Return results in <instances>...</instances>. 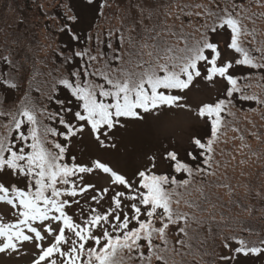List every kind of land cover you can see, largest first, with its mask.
<instances>
[{
	"label": "snow or ice",
	"instance_id": "1",
	"mask_svg": "<svg viewBox=\"0 0 264 264\" xmlns=\"http://www.w3.org/2000/svg\"><path fill=\"white\" fill-rule=\"evenodd\" d=\"M108 6L107 0L99 5L101 11ZM147 11L151 17L153 10ZM248 11L234 0H223V6L216 0H191L182 6V14L203 23L192 24L190 33L183 26L179 33H172L183 40L182 48L167 42L162 47L156 37L148 36L155 24L144 27L146 40L140 48L148 49L146 53L136 48L130 31L125 34L116 29L121 48L127 44L128 50L116 49L112 43L116 37L109 31L110 56L84 49L65 58L69 62L74 56L82 62L78 70L55 80L47 100L56 109L37 104L28 90L15 101L0 99V204L6 209L0 212V254L20 255L27 243L33 246L30 264H179L172 257L180 255L181 249L192 250L197 230L209 223L195 212L182 210L180 204L183 201L188 209L204 211L199 200L191 198L192 191L207 200L203 184L196 185L195 178L216 175L212 169L213 163L219 167L216 145L227 142L221 137L231 125L225 114L235 115L234 100L264 106V98L245 91L250 85H241L251 75L235 71L241 67L264 71V41L260 47L246 46V38L251 36L255 43L256 34L255 28L244 23L255 15ZM68 20L76 22L78 17L70 15ZM213 37H224L225 47L234 55L224 59L220 41ZM72 39L79 40V36L72 33ZM0 60L12 63L8 56ZM257 79L264 81V75ZM197 80L222 83L223 96L196 106L194 116L207 131L190 137L184 158L176 150H165L161 159L169 171H157L155 154L147 156V165L132 177L99 156L68 157L72 141L85 132L101 149H109L115 147L110 143L112 131L129 121H143L146 114L158 117L165 109L193 111L183 93ZM61 87L72 99L55 96ZM0 88L21 92L18 77L11 73L0 81ZM232 131L239 135L231 139H239L241 148L248 147L240 130L233 127ZM89 176L102 177L106 183L98 187L86 181ZM216 186L231 195L227 183ZM210 219L215 217L210 214ZM221 243L231 253L220 257L226 264L239 255L264 254V239L231 234L222 235Z\"/></svg>",
	"mask_w": 264,
	"mask_h": 264
},
{
	"label": "trees",
	"instance_id": "2",
	"mask_svg": "<svg viewBox=\"0 0 264 264\" xmlns=\"http://www.w3.org/2000/svg\"><path fill=\"white\" fill-rule=\"evenodd\" d=\"M81 1L95 11L92 24L87 29L85 26L76 28L79 15L72 0H0V57L8 56L12 62L0 60V81L11 73L18 77L21 86L19 93L0 88V99L7 97L6 102L15 101L24 90H28L37 104L47 105L49 110H54L57 106L54 103L49 105L47 96L58 77L78 70L82 62L80 58L73 56L71 61L65 60L76 50L90 49L93 55L99 50L110 56L109 31L116 37L112 41L113 46L121 51L128 50L127 44L121 48L118 37L120 32L128 34L130 31L137 40L136 48L146 53L148 49L140 48V44L146 40L144 27L154 24L157 27L148 36L156 37L162 47L167 42L182 48L183 40L172 33H179L181 26L185 33H190L194 31L192 24L203 23L202 19L182 14V6L191 0H107L109 6L102 11L99 7L102 0H93L91 4L87 0ZM196 2L206 3L207 0ZM216 2L223 6V0ZM234 2L243 4L249 10L248 15L255 13L252 20H244L249 29H256L255 43L249 36L246 46L260 47L264 41V16L260 15L264 13V0H260L259 5L256 0ZM149 8L153 10L151 17L147 11ZM70 15H75L78 20L69 21ZM169 27L171 31L161 30ZM72 33L77 34L79 40L72 39ZM97 37L100 46L93 42L97 41ZM147 43L151 45L153 40L147 39ZM124 59L127 61L128 56L125 55ZM144 59L149 57L145 55ZM237 74H250L251 78L242 80L241 85H250L245 88L247 93H256L264 98V81L257 79L264 75V71L241 67V72ZM55 96L65 101L72 99L62 87ZM72 106L75 107L74 100ZM232 112L234 116L225 114V120L230 121L231 125L221 137V141L227 142L216 145L215 159L219 161V167L215 163L212 165L216 175L195 178L196 185L203 184L207 200H200L199 193L194 189L191 198L199 200L204 211L188 209L183 201L180 204L182 210L208 219L211 232L209 223L200 227L195 234L196 239L192 241V250L181 249L180 255L172 257L179 264H226L220 257L230 256L231 253L222 246V235L235 234L254 241L264 239V106L234 100ZM233 127L240 130L248 147L241 148L239 139H231L239 135L232 131ZM242 159L245 161L243 164L240 163ZM224 183L230 185L231 195L226 188L216 186ZM210 214L215 217L214 220L210 219ZM169 238L173 241L176 239L175 236Z\"/></svg>",
	"mask_w": 264,
	"mask_h": 264
},
{
	"label": "rangeland",
	"instance_id": "3",
	"mask_svg": "<svg viewBox=\"0 0 264 264\" xmlns=\"http://www.w3.org/2000/svg\"><path fill=\"white\" fill-rule=\"evenodd\" d=\"M72 1L79 15L76 28L85 26L87 29L92 24L94 9L81 0ZM213 39L220 41V50L224 59L234 55L225 47L224 37H213ZM93 42L100 46L97 41ZM235 71L241 72V68ZM222 94V83L211 84L197 80L191 90L183 93L186 97L184 102L190 105L193 111L165 109L158 117L146 114L143 121H129L126 127H117L112 131L110 143L115 147L109 149H101L94 138L85 132L82 137L78 136L72 141L68 157L75 155L78 160H87L99 156L132 177L138 168L147 165V156L155 154L157 171H169L167 162L161 159L162 154L165 150H176L181 158H184L189 148L190 137L203 136L207 131L205 124L194 116L196 106L201 102L214 101ZM86 181L96 183L98 187L106 183L104 178L98 176L86 177ZM92 194L90 192L88 196ZM104 206H107V201L104 202ZM5 211V207L0 204V212ZM7 214L10 215V210ZM174 231L173 229V233ZM173 233H170L169 237H174ZM32 251L33 246L26 243L20 255L0 254V264H30ZM230 264H264V254L248 257L239 255Z\"/></svg>",
	"mask_w": 264,
	"mask_h": 264
}]
</instances>
